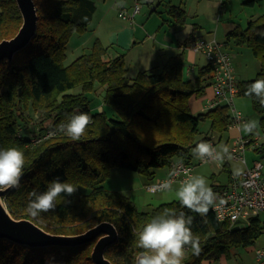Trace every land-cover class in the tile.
Masks as SVG:
<instances>
[{
    "label": "trees",
    "instance_id": "16d2710c",
    "mask_svg": "<svg viewBox=\"0 0 264 264\" xmlns=\"http://www.w3.org/2000/svg\"><path fill=\"white\" fill-rule=\"evenodd\" d=\"M37 10V29L31 41L14 54L11 61H0V148L18 147L25 156L24 174L18 189L3 195L8 210L16 218H28L52 233L75 234L101 221L116 227L119 237L106 251L113 264H135L142 251L136 246V232L164 209L192 216L191 230L199 237L200 252L186 249L183 264H202L228 254L231 246L252 244L263 232L259 216L243 227L231 226L216 218L210 208L200 216L183 208L179 201L163 202L150 211L140 210L129 196L101 184L110 167L138 171L152 179L153 168L169 165L173 157L192 160L191 151L200 140H219L228 131L230 108L219 103L192 113L191 97L203 94L212 81V67L205 63L194 77L183 76L184 53L168 56L160 69L139 70L127 77L123 54L106 56V46L95 39L90 47L64 64L66 46L74 33L90 24L96 9L93 0H33ZM255 0H244L252 5ZM176 23L186 19L185 9L168 6ZM22 23L16 0H0V40L12 37ZM264 12L249 18L244 27L236 25L226 40L246 44L260 68L251 79L237 80L236 93L244 95L254 79L264 78ZM184 45V44H183ZM102 89V101L116 112L115 117L92 110L89 93ZM79 85V92L69 90ZM245 96V95H244ZM264 131V107L249 97ZM39 109L44 119L65 120L74 110L91 118L79 140L65 133L34 143L33 137L18 134L27 109ZM209 120L205 135L196 138L199 123ZM42 134V132L40 131ZM251 136V135H250ZM216 137V139H215ZM256 150H264V142ZM59 178L77 190L57 198L56 207L33 217L26 212L28 193L43 192L50 181ZM87 188L84 191L82 188ZM213 191L218 183L211 184ZM65 200L70 203L64 202ZM95 240L76 245L27 246L0 238V264H94L91 251Z\"/></svg>",
    "mask_w": 264,
    "mask_h": 264
},
{
    "label": "rangeland",
    "instance_id": "374dc122",
    "mask_svg": "<svg viewBox=\"0 0 264 264\" xmlns=\"http://www.w3.org/2000/svg\"><path fill=\"white\" fill-rule=\"evenodd\" d=\"M96 5V11L93 14L92 20L86 30L81 33H74L69 40V45L72 43L80 44V42L84 41L87 37H90L89 34L92 33L93 27L98 26L99 33L102 35H106L108 32V27L111 25L117 26L121 22V18L117 16V11L121 10L123 7L126 8L127 5L120 4L121 0H93ZM171 4H181L186 12V19L189 23H196L199 25L200 31L197 32L198 35H201L203 39L210 40L212 38L223 41L225 39V32L229 27H233L239 25L240 27H244L247 20L249 18L256 17L257 15L264 12V0H255L252 5L245 4L244 0H164L162 1V5L158 7L160 11L166 6L167 2ZM126 2L131 1L126 0ZM142 6L140 13L135 16L134 23L136 27H143L145 31L148 28V34L153 38V35L157 32L158 36L165 35L163 29L159 31L158 25L161 23L165 25V21L162 23L163 18L169 17L167 12L161 11V17L157 11H152L150 16H143L144 13H148V11L154 6L148 4L144 0L141 1ZM122 6V7H121ZM106 11L109 16L104 23H99L100 15ZM148 19V20H147ZM155 22V25H154ZM186 22V21H185ZM146 24V26H145ZM144 32V31H142ZM82 35V36H80ZM200 36V37H201ZM92 39H86V46H90V42ZM95 40V37H94ZM141 40V39H138ZM101 41V40H100ZM68 46L67 55L64 59V64H68L71 60L76 57V54H81L87 48H83L81 51V47H78V50H72V48ZM229 51L235 55L233 58V64L237 62V76L240 80L251 79L255 76L256 72L254 71L252 61L253 54L251 50L246 44H236L235 42H231L229 45ZM118 54L119 52L109 49L108 53ZM135 56H137L135 52ZM248 57V58H247ZM206 59L203 55H199V59L197 60L195 67L193 70H189L191 76H195L196 71L199 66L203 63L205 64ZM128 63V71L126 72L127 77H133L139 71L136 67V60ZM184 70V68H183ZM96 91L89 93L90 97V106L92 110H102L103 108L109 113V116H117L115 110L107 104H104L102 101V87L99 84H95ZM70 92H79L80 86L77 85L69 90ZM234 105L237 109H239L246 118L255 119L259 121L260 115L254 111L252 107L251 100L248 96L235 94L234 96ZM73 112H76L74 110ZM46 116V115H45ZM39 109H27L25 111V120L20 122V126L18 129V134L20 135H28L33 137V141L37 140L38 137L46 130H54L52 134L45 137H54L60 136L63 132L58 130V126L64 122L65 120H58L55 117H49L44 119L45 117ZM209 120H202L199 123V132L196 135V138L199 139L203 137L208 130ZM241 130V129H240ZM42 132V134L40 133ZM234 130H228L226 133H223L222 136L217 140L216 144H224L225 141H228V144L231 143L232 137H229L230 134L234 133ZM241 135H251L258 139L259 144L264 142V131L259 123V128L251 134H246L242 130L240 131ZM44 139L40 138L39 140ZM216 139V137H215ZM38 141V140H37ZM36 142V141H35ZM34 142V143H35ZM192 154V151H191ZM244 156L248 165H251L254 160H259L262 163V172L264 173V150H254L253 147L249 146L245 149ZM192 160L195 161L196 157L192 154ZM236 167H244V164L237 158L232 156L231 160H226L223 163L217 162H201L196 164L193 169V175H202L206 178L209 186L211 184L216 183H224L227 181L229 171L233 173V169ZM154 177L152 179L147 176L141 174L138 171L130 170L127 168L113 166L108 170V174L105 176L102 181V185L106 189L117 190L122 194H125L130 197V199L134 202L136 207L140 210L150 211L152 208L157 206L163 202H169L172 200H176L174 190L178 188L179 182L175 181L171 184L172 191L160 189L157 191H148L145 188V184L156 180L162 177H165L168 172V166H162L153 168ZM84 191H87V188H82ZM264 246V232L252 243L247 246H231L229 248L228 254L225 256H221L218 259L213 260H205L202 264H256L255 257V248Z\"/></svg>",
    "mask_w": 264,
    "mask_h": 264
},
{
    "label": "clouds",
    "instance_id": "9594fccd",
    "mask_svg": "<svg viewBox=\"0 0 264 264\" xmlns=\"http://www.w3.org/2000/svg\"><path fill=\"white\" fill-rule=\"evenodd\" d=\"M264 37V30L258 32ZM196 47H200L197 41ZM245 96L254 97L264 107V78L254 79L246 86ZM233 117L240 122L238 127L246 134L254 133L259 128V121L255 119L244 120L242 113L233 110ZM92 118L85 112L76 111L66 116L64 122L58 126L60 132L65 133L72 140H79L86 132ZM192 154L201 161L223 163L231 160L232 154L227 144H212L200 140L192 149ZM25 156L18 147L0 148V191L9 188L18 189L24 174ZM242 167L233 169V175L239 177ZM164 190L172 191L171 183L162 185ZM77 188L67 182L55 178L50 181L43 192L33 190L28 193L26 212L36 217L40 213L55 209L56 201L61 194L71 196ZM175 198L183 208L206 216L210 208L226 204V200L215 193L202 175L185 174L174 190ZM64 202L70 203L65 200ZM219 202V203H217ZM235 218V217H233ZM222 220L223 216L218 217ZM192 216H186L183 211L177 213L164 209L150 218L149 221L136 232V246L141 249L135 257V264H183L186 249L191 248L193 254L200 252V241L191 230ZM257 257L264 260V250H258Z\"/></svg>",
    "mask_w": 264,
    "mask_h": 264
},
{
    "label": "built area",
    "instance_id": "2783aa9c",
    "mask_svg": "<svg viewBox=\"0 0 264 264\" xmlns=\"http://www.w3.org/2000/svg\"><path fill=\"white\" fill-rule=\"evenodd\" d=\"M142 0H133V6L130 11L124 7L118 12V16L122 19L133 20L134 16L140 11ZM154 7V6H153ZM197 41L200 47H196ZM190 47L196 52H200L205 57L207 63L212 67V81L214 96L209 104L213 107L219 103H225L229 106L231 115L233 110L238 111L234 105V96L236 94V76L233 71L232 57L228 50L225 49L223 42L214 38L205 40L202 37H194L189 41ZM244 120L245 117H243ZM238 122L232 115L228 129L237 128ZM54 130H46L40 138H45L52 134ZM35 140V141H37ZM34 141V142H35ZM206 141L216 145L213 139ZM260 144L256 137L250 135L238 134L228 144L232 156L237 157L243 164V172L239 177L230 173L227 181L218 183L217 189L214 191L219 194L226 204L211 208L216 218L223 216L220 221H226L231 226L243 227L250 224L253 217L259 216L264 224V173L262 172V163L259 160H254L251 165H248L244 156L245 149L249 146L254 149ZM226 161V160H225ZM224 161V162H225ZM201 162L200 159L195 161L181 157H173L168 165V172L165 177L152 180L145 184L148 191H157L162 188L165 182L171 184L175 181H181L185 178L186 173H193L196 164ZM208 161L206 163H210ZM219 203V202H217ZM235 217V218H233ZM258 250H264V246L255 248L256 264H264V260L257 257Z\"/></svg>",
    "mask_w": 264,
    "mask_h": 264
},
{
    "label": "crops",
    "instance_id": "0c3cea01",
    "mask_svg": "<svg viewBox=\"0 0 264 264\" xmlns=\"http://www.w3.org/2000/svg\"><path fill=\"white\" fill-rule=\"evenodd\" d=\"M129 1H131V4H129L130 2H126V0H121V2H120V4H123V5L128 4L127 7L125 8L128 11H130L132 9V6H133V0H129ZM144 1L147 2L148 4L154 5V7H152L148 11L147 15H146V13L143 14L145 19L147 18V16L151 15L150 13L152 11H157L159 13L160 17H161V14H160L161 11L167 12V14H169L168 13V6L171 5V3L169 1L166 3V6L163 9H161L160 11L158 10V7L163 4L162 1L164 2V0H144ZM178 5H181V4H178ZM95 11H96V9H95ZM119 11H117V16H118ZM139 13H140V11L137 14H139ZM108 16H109V14L106 11H104L100 15L99 23L97 25H100V23H104L107 20ZM135 16H134L133 20L121 18L122 20L117 26L111 25L110 27H108V31H107L108 33L106 35H102L99 33L98 26L93 27L92 33L89 34L90 37L86 38V39H88V38L92 39L89 45L92 44V42L94 41V37H95V39H98L99 41L101 40L100 42L104 46H106V48H107L106 56L113 57V56L118 55L117 53L116 54H113V53L110 54V52L108 53L109 49L112 50L113 52L117 51V52H119V54H123L125 64L127 67V71H128V63H126V62H132L134 60H136V63H137L136 67L139 70L160 69L163 62L165 61V59L168 56H171V55H173L179 51H183V53H184V66H183L184 70L182 69L183 76H184V78H188V79L192 78L193 76L190 75L191 71H189V70L194 69L195 65H197L196 62L199 59V55H203L200 52L194 51L192 49V47H190V44H189V41L191 38L201 36V35L197 34V32L201 30V29H199V25H197L196 23H189V22H187V19H185L186 22L184 21L183 23H176L169 14V17H167V18L165 17L162 19V23L165 21V25H162L161 23L158 25L159 31L161 29H163L165 35L158 36V34L156 32L152 38L147 32L148 28L145 31V29L143 27H141V26L136 27L135 24L133 25ZM154 25H155V22H154ZM145 26H146V24H145ZM230 28H232V27H229L228 30ZM142 31H144V32H142ZM226 32H225V34H226ZM80 36H82V35H80ZM86 39L84 41L80 42V44L71 42V44H72L71 46L69 45V41H68L67 46H66V53L68 50V46H70L72 48V50H76V51L78 50V47L81 45H83V47H81V51H83L82 49L85 47H87L86 49H88L90 46H86L87 45ZM138 39H141V40H138ZM232 41H233L232 39L226 40V38H225L221 42H223L225 49L229 51L228 47ZM135 52H136L137 56H135ZM229 52H230L231 57H232V65H233L234 74L236 76V79L239 80V77L237 76V72H238L237 62H235L233 64V58L235 57V55L232 54L231 51H229ZM79 54H76V56H78ZM253 58H254L253 59L254 61H252L253 68H254V71L257 72L260 68V62L256 57H253ZM213 96H214V92H213V88H212L211 83H210L209 85H207L204 88L203 94L190 98V100H189L190 111L192 113H196V112L206 110L207 108H209V104L212 101ZM237 110L241 113V111L239 109H237ZM228 130H230V129H228ZM231 130L235 131L234 133L229 135V137H232L233 139L238 134H241V132H240L241 130H238L237 128L236 129L231 128ZM224 144L228 145V141H225ZM254 150H256V149H254ZM230 173H232V172L229 171V174ZM229 174H228V176H229Z\"/></svg>",
    "mask_w": 264,
    "mask_h": 264
},
{
    "label": "water",
    "instance_id": "95a60500",
    "mask_svg": "<svg viewBox=\"0 0 264 264\" xmlns=\"http://www.w3.org/2000/svg\"><path fill=\"white\" fill-rule=\"evenodd\" d=\"M16 4L21 13L22 23L12 37L0 40V61L3 59L11 61L14 54L31 41L37 29L38 16L34 1L16 0ZM6 191H0V238L37 247L85 244L95 240L91 251L94 264H113L105 256L106 249L119 237L113 223L101 221L85 231L75 234L52 233L28 218L14 217L3 200Z\"/></svg>",
    "mask_w": 264,
    "mask_h": 264
}]
</instances>
